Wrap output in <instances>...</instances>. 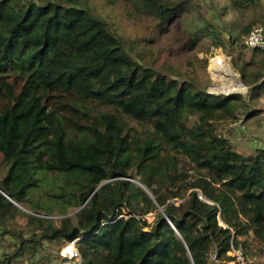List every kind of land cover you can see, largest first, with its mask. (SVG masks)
<instances>
[{
	"label": "trees",
	"instance_id": "1",
	"mask_svg": "<svg viewBox=\"0 0 264 264\" xmlns=\"http://www.w3.org/2000/svg\"><path fill=\"white\" fill-rule=\"evenodd\" d=\"M116 1L157 33L196 19L184 45L205 35L237 48L228 53L247 90L211 93L139 62L88 0H0V229L18 241L5 264L33 257L43 239L74 242L78 262L59 264H238L232 249L264 253V149L239 151L224 135L264 98V62L252 63L264 49L244 42L264 27V0H226L208 16L203 0ZM249 10L247 22L223 19ZM43 186L47 206L35 197ZM16 204L45 208L27 215V236L7 226ZM69 207L58 225L46 218Z\"/></svg>",
	"mask_w": 264,
	"mask_h": 264
},
{
	"label": "rangeland",
	"instance_id": "2",
	"mask_svg": "<svg viewBox=\"0 0 264 264\" xmlns=\"http://www.w3.org/2000/svg\"><path fill=\"white\" fill-rule=\"evenodd\" d=\"M88 4L93 11L107 20L113 30H115L119 36L125 42L127 51L139 62L144 64H150L156 66L159 70L171 73L176 77H187L196 79L201 84L207 87V91L211 93L224 94L223 91L218 88L224 83L228 82V78L216 79L210 72L209 65L212 58L216 55H223L232 71L235 74L230 76V80H233L239 84H242L244 89L239 90L240 93H245L247 88L240 81L238 71L233 66L231 54L238 50L235 48H229L228 51L223 50L221 47L214 48L210 45L208 37L201 35L198 40L191 43L189 46H185L184 42L188 38L189 33L193 35L196 27V19H193L190 15L181 19L173 21L169 26V30L164 33H157L153 29V21L146 17H136L132 12L121 2L116 0H88ZM207 4V5H206ZM226 4V0H203L200 2V6L203 7L206 12L209 10L207 7H212V12L216 15ZM210 7V8H211ZM202 11L205 13V10ZM260 13V12H259ZM209 13H205V15ZM255 18L254 13L249 10L248 14L243 18L237 13L228 11L224 16V20L228 23L238 20L239 22H247ZM240 44L235 42L234 45ZM250 50L242 52L243 56L249 58ZM228 57V58H227ZM255 62H264V53L256 56ZM225 81V82H224ZM241 82V83H240ZM216 89V90H215ZM238 90H234L236 92ZM256 124L264 125V112L258 114L253 118ZM254 134V133H253ZM7 169V164L3 160V155L0 152V175L3 176ZM49 187V186H48ZM46 187L43 186L35 193V197L39 200V203L43 205L51 204L50 196L44 192ZM22 207L21 213L12 222L7 224L9 229L19 228L24 235H29L32 230L27 228V215L34 213V210L42 215H45V208H32L30 205L18 204ZM77 211L74 207H69L65 214L59 213L56 209L50 215H46V218H50L55 224H59L60 218L64 215L74 216ZM148 221H152L154 213L151 212L146 215ZM82 236H84L82 234ZM80 238V237H79ZM77 238L75 241H77ZM15 235L6 234L0 229V264H5L6 257L14 250L18 241ZM67 245H70L72 250L69 252L64 251ZM68 258L71 263H76L79 260V256L74 247V242L62 243L60 240L43 239L41 247L38 249L33 257L21 256L17 258H10L9 264H59L63 258ZM230 264H235L233 261ZM239 264H264V253L256 254L253 256L243 257V263Z\"/></svg>",
	"mask_w": 264,
	"mask_h": 264
},
{
	"label": "crops",
	"instance_id": "3",
	"mask_svg": "<svg viewBox=\"0 0 264 264\" xmlns=\"http://www.w3.org/2000/svg\"><path fill=\"white\" fill-rule=\"evenodd\" d=\"M254 60L252 59L254 65H260L259 61L255 62ZM238 75H240L239 72ZM261 91H264V85ZM254 110L256 111L251 112L252 115L248 118H244V115L240 114L239 118L228 123L224 131V135L231 141L233 147L242 152H254L256 149H264V125L256 124L253 121V118L263 113L264 98L255 104Z\"/></svg>",
	"mask_w": 264,
	"mask_h": 264
},
{
	"label": "bare ground",
	"instance_id": "4",
	"mask_svg": "<svg viewBox=\"0 0 264 264\" xmlns=\"http://www.w3.org/2000/svg\"><path fill=\"white\" fill-rule=\"evenodd\" d=\"M228 58V57H227ZM226 58L223 55H216L212 58L210 61L209 69L210 72L214 77H217L216 79H225L228 78V82L221 85L218 90L221 91H230V90H243L244 87L242 84H239L233 80H230V76L232 74H235L232 71V68L228 64ZM226 80V79H225ZM225 82V81H224ZM216 90V89H215ZM219 93V92H218ZM82 234V233H81ZM85 236V235H84ZM64 251L69 252L72 250L70 245H67L65 248H63Z\"/></svg>",
	"mask_w": 264,
	"mask_h": 264
},
{
	"label": "built area",
	"instance_id": "5",
	"mask_svg": "<svg viewBox=\"0 0 264 264\" xmlns=\"http://www.w3.org/2000/svg\"><path fill=\"white\" fill-rule=\"evenodd\" d=\"M244 42L248 47H257L264 49V27L262 25H257L253 27L247 34ZM231 253L235 256L236 261H238V264L243 263V256L240 248L232 249Z\"/></svg>",
	"mask_w": 264,
	"mask_h": 264
},
{
	"label": "water",
	"instance_id": "6",
	"mask_svg": "<svg viewBox=\"0 0 264 264\" xmlns=\"http://www.w3.org/2000/svg\"><path fill=\"white\" fill-rule=\"evenodd\" d=\"M231 92H234V90H230V91H223V93H224V94H228V93H231ZM236 92H239V90H238V91H236ZM217 94H218V93H217ZM0 192H2V191H0ZM4 195H5V194H4ZM5 196H6V195H5ZM90 196H91V195H90ZM90 196H89V197H90ZM86 201H87V200H86ZM86 201L83 203V205L86 203ZM83 205H82V206H83ZM16 206H18L19 208H21V209H22V207H21V206H19L18 204H16ZM159 210L163 212V210H162V208H161V207L159 208ZM30 213H31V214H35V213H33V212H30ZM36 215H37V214H36ZM40 216H42V215H40ZM64 216H68V215H64ZM46 217H47V216H46ZM170 224H171V223H170ZM172 227H173V226H172Z\"/></svg>",
	"mask_w": 264,
	"mask_h": 264
}]
</instances>
